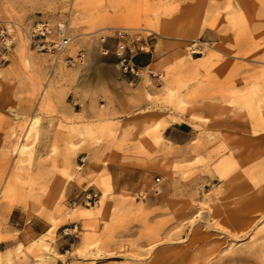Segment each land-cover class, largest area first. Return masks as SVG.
Instances as JSON below:
<instances>
[{"label": "rangeland", "instance_id": "obj_1", "mask_svg": "<svg viewBox=\"0 0 264 264\" xmlns=\"http://www.w3.org/2000/svg\"><path fill=\"white\" fill-rule=\"evenodd\" d=\"M5 22L0 264H264V0H0Z\"/></svg>", "mask_w": 264, "mask_h": 264}, {"label": "built area", "instance_id": "obj_2", "mask_svg": "<svg viewBox=\"0 0 264 264\" xmlns=\"http://www.w3.org/2000/svg\"><path fill=\"white\" fill-rule=\"evenodd\" d=\"M51 28L48 23L39 24L32 31V39L36 45L41 49H46L50 52L60 53L64 51L70 42L66 33L64 23H59L56 28L55 36L52 37ZM17 32L16 25L12 22L0 23V55H6L7 51L12 47L16 40ZM119 42L116 53L121 60V63L125 64V69L131 67L132 71H135L136 65L132 63L133 56L137 53L135 45L130 42L131 35L125 30L118 31ZM84 53L82 51L77 52L75 55H68L64 58V61L68 65H77L82 61ZM139 73V69L136 71Z\"/></svg>", "mask_w": 264, "mask_h": 264}, {"label": "bare ground", "instance_id": "obj_3", "mask_svg": "<svg viewBox=\"0 0 264 264\" xmlns=\"http://www.w3.org/2000/svg\"><path fill=\"white\" fill-rule=\"evenodd\" d=\"M261 190H263V191H264V187H262V188H261ZM253 197H256V195H255V196H253Z\"/></svg>", "mask_w": 264, "mask_h": 264}]
</instances>
